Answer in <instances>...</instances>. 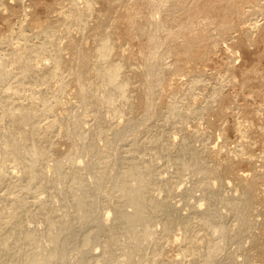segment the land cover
I'll return each mask as SVG.
<instances>
[{"label":"bare ground","instance_id":"6f19581e","mask_svg":"<svg viewBox=\"0 0 264 264\" xmlns=\"http://www.w3.org/2000/svg\"><path fill=\"white\" fill-rule=\"evenodd\" d=\"M12 1L21 4L23 19L0 35V264H253L257 248L246 247L250 251L245 250L241 261L223 252L232 242L238 251L248 235L255 247L261 244L258 254L264 259L261 236L252 233L257 223L255 178L243 173L237 182L242 194L228 195L224 190L231 185L225 176L232 173V160L211 155L215 151L206 142L207 133L185 127L210 111L224 113L225 81L199 93L201 75L190 74L182 84L164 79L171 69L164 50L179 37L182 45L176 47L183 46L186 61L200 62L209 45L222 44L220 37L234 28L229 30L230 22L220 17L225 20L216 22L214 37L184 22L170 30L162 14L177 11L182 20L194 11L206 19L220 0H193L190 5L187 0H118L129 6L119 13L121 18L107 29L108 15L98 13L96 30L91 21L97 0H57L47 7L46 24L33 20L37 30L29 29L34 22H28L24 5L40 0H0V12L10 10ZM105 1L114 7L113 0ZM222 1L225 8L219 9L227 16L239 15L237 20L247 17L246 3L254 11L264 10L260 0ZM139 4L149 10L141 17L147 26L138 23ZM214 17L208 25H214ZM258 19L247 28L258 27ZM115 37L122 42L115 43ZM139 37L147 45L138 57L141 62L135 63L127 47ZM85 39L94 46L86 48ZM181 61L177 66L184 65ZM235 127L243 141L229 151L243 159L252 146L245 140L249 130L239 123ZM169 128L173 133L167 137ZM148 154L152 157L147 160ZM161 155L172 157L174 177L156 171ZM185 173L191 174L193 188L188 179L189 186L184 180L183 187ZM175 195H181L176 197L182 205L173 201ZM167 251L174 254L165 257Z\"/></svg>","mask_w":264,"mask_h":264},{"label":"rangeland","instance_id":"374dc122","mask_svg":"<svg viewBox=\"0 0 264 264\" xmlns=\"http://www.w3.org/2000/svg\"><path fill=\"white\" fill-rule=\"evenodd\" d=\"M9 1H11V0H9ZM56 1L57 0H40L39 3L37 2L36 4H32L30 1H26L24 7L27 10V12L29 13V16L27 18L28 22L30 21L31 23H33L34 21H37L38 23L46 24L50 18L47 7L51 4H54ZM104 1L103 0H101V1L97 0L95 3V7L97 10L95 9L94 16L92 17L93 18L92 20L94 22L91 21L93 23L92 24L93 29H94V27L97 26L96 24H98V19L100 18L99 16L105 17L103 15H108V18H106L108 20L105 24V28L110 29L112 27L113 23L121 18V15H119V13L122 14V12L125 10L126 7H124V6L129 7L128 5H124V4H123L124 6H122V4H121L122 2H120L118 0H113L115 3L112 2V6L114 5V7H110V5L107 4L108 2L105 1L106 3H103ZM221 1L222 0L214 3V4H216L217 7L215 8V5H213L214 7L212 6V9H211L212 11H210V13L207 14V16H205L206 19L204 18V16H202V14L200 16V13L198 14V12H194V11H193V14H191L192 17L191 16H190V18L183 17L184 19H182V20L181 19L177 20L178 14H180V13H177V11L167 10L166 12H164L165 14L164 13L162 14V16H161L162 20L166 23L167 27L170 30H178L180 28V25L184 22L185 24L193 26L197 31L202 32V30H205V33L208 34V36L212 35V37H214L213 34L214 35L217 34V32H216L217 24L220 25L222 22H224L225 19H226L225 20L226 22H227V20H228V23L230 22L229 23L230 24L229 30L234 28V31L230 30L231 32L227 30L228 32L225 36L227 39L224 38V35L222 36V38L220 37V39H221L220 41L223 42L222 44L221 43L220 44L219 43L213 44V45L210 44L213 48L209 45V47H208L209 49H207L208 53H206V55H207L206 60H204L205 59L204 58L203 61H200V62L199 61L196 62L195 60L186 61V59L184 57L185 55H184V53H182L184 51L183 46H182V48H180L182 50L181 53H180L181 50L178 49L179 45L180 44L182 45V43H181L182 38L179 37L177 40L178 45L175 42V43H173V45H171L172 48L168 47L164 50V60L171 65V69L169 71L165 72L164 79H165V82L168 84L169 83H179L180 84L181 82L182 83L186 82L190 74L201 75L202 79L204 80L203 81L204 85L202 84V86L197 90L199 93H208L209 90L214 85H216L217 82H219L220 80L225 81V82H223V85L224 84L225 85L224 86L222 85V90H223L222 93L224 95L222 98H224V99H222L221 105H220V108L222 111H224V113L219 115L215 111L214 112L210 111V113L208 112L206 114V116L204 115L203 118H200L198 120H190L189 121L190 123L188 122L189 124H186L185 127L188 128V132H190L189 129L193 131L194 128L195 129L198 128V130H201V131L203 130L204 132H206L207 136L209 137V138L207 137L208 141H206V142L209 146H212L211 148H213L212 149L213 152L215 151L214 153H211V155L214 154L213 156H218V157L221 156L220 158L223 160H225L224 158H227L230 161L232 160L231 161L233 163L232 173H228L225 176L227 183L231 185V186L228 185L229 186L228 189L226 188L227 187L226 186L225 187L226 190H224V191H226V193L228 192V195L233 194L234 196H239L242 194V188L240 186H238L237 182H238L239 176L243 175V173L246 176L248 174L249 179L255 178L258 190H256L257 192L255 193L256 203L254 206L253 216H254V219L257 221V223H256V226L253 227L252 233H253V235L255 234L258 237L261 236V237H259V238L257 237V238H258V240L261 241V242L259 241L260 243L263 242V244H264V237H263L264 232L262 233L263 235L262 234L260 235L261 231L264 230L262 228V227H264L263 226L264 225V223H263L264 222V214L262 213V211L264 209V12H263L264 10H262V12H261V10H259L260 7H257V9L259 11H257V10L254 11L252 9V4L246 3V4H244V12H246L247 17L244 16V18L242 20L239 18V20H241V22H240L239 20H237L239 15L235 14L236 16H238V17H236L234 14H233V16H231L232 13H228L229 16H227V13L223 12L224 10H222V11L220 10V9L225 8V3L223 1L222 2ZM190 2H193V0H191V1L187 0L186 3H188V5H190ZM260 2L262 4H264V0H260ZM104 6L110 7L111 9L109 10V8H108L106 10L107 7L105 8ZM223 6H224V8H222ZM2 7L3 6H1V8ZM139 7L143 8V9L140 8V10L138 9L140 11V15H141L139 18L143 17L142 15H144V16L148 15L149 10L146 9L147 8L146 6L145 7L143 5L137 6L136 10ZM10 8H11L10 10H5V11L0 12V35L1 36H5L6 34H8L9 31L13 27L17 26L18 23L23 19L21 4H19L18 2L12 1V2H10ZM105 10L107 12L108 11H110V12L107 13ZM147 10H148V12H147ZM251 10H253L254 12ZM102 12L106 13V14H103ZM98 13L101 15H99ZM221 13L223 16L219 15ZM225 13H226V15L224 16ZM252 14L255 16H253ZM97 15H99L98 16L99 18L97 17ZM217 15H219V16H217ZM95 16H96V18H94ZM216 16H217V18H216ZM207 17H209L208 20H207ZM213 17H214V20H216V21H215V23H214V21H212V23H214V25L211 24L212 27L208 28L209 31H207L206 28L211 26L208 24L211 23V20H213ZM220 17H223L225 19L223 21H221L222 18L220 20L219 19ZM252 17H253L254 21L259 18L258 24H260L262 27L259 25L256 28L248 29L247 23L250 24L253 21ZM139 18H138V20H141V21H138V20L137 21H138V23L140 22L141 26H147L148 25L144 21V19H143L144 17L141 19H139ZM245 18H248L249 20L248 19L245 20ZM204 19L207 21L204 22ZM219 20H220V22H217ZM95 21H97L96 24H94ZM208 21H210V22L208 23ZM231 21L235 23L234 25L240 24V25H237L240 28H238V27L235 28V26L233 27L232 26L233 23ZM216 22H217V24H216ZM231 23H232V25H231ZM38 26L39 25L36 22H34L31 26L29 24V29L37 30ZM242 27H244L245 31L249 30L248 32L249 33L251 32V33L247 34L243 30ZM96 29H97V27L95 28V30ZM118 29L121 30V28H118ZM214 29H216V30H214ZM254 29H255V31H254ZM210 31H212L213 33L212 32L209 33ZM116 32H119V30L118 31L116 30ZM200 32H197V33H199V35H200ZM252 32H254V33H252ZM230 37H232V38L230 39ZM141 38H143V39H141ZM141 38L140 37L135 38L132 42H130L128 44V47H127V48H129L127 50V53H130L129 51H131V53H133V55L131 54V57L133 56L132 61L133 60H134L133 62L136 61L135 63H138V61H139V63L141 62V59H139V58H141L140 54L146 49V45H147L145 38L144 37H141ZM248 38H250V39H248ZM224 39L226 40V43H224L225 42ZM228 39H230V40H228ZM87 40L86 41L88 43L86 41L85 42L83 41V43H85V47L87 46L86 48L90 49L92 46H94L93 41L91 39H87ZM117 41H119V43L122 42V40L119 39L118 37L115 39V43H117ZM236 41H239L240 46H238L239 43ZM179 42H180V44H179ZM231 42L233 44H231ZM64 45H65V43H64ZM181 45H180V47H181ZM210 48H212V49H210ZM177 49L179 50V52L177 51ZM66 50H65V52L67 55V54H69V51L68 50L66 51ZM175 50H176V53H175ZM208 50H211V51L209 52ZM231 50H233L234 52ZM229 52H230V54H229ZM134 54L136 55V57L134 56ZM137 54H138V56H137ZM177 54H179V55H177ZM229 55H234V56H232L233 57L232 58ZM67 56L69 57V55H67ZM180 56L183 60V64H184L183 66H177V63H176L177 59L180 62H182ZM135 58L136 59L138 58V59L135 60ZM130 61H131V59H130ZM133 82L135 84V87L139 88L140 83H141L140 79L136 77L133 80ZM71 90H73V86H71ZM135 103L137 104V100ZM136 112L137 113L140 112V108L138 107V104L136 107ZM238 123L241 126L248 128L249 131H247V133H245V136H246L245 140L250 142L252 145V146H248L249 149L246 148V150L244 152L245 154L243 153L245 156L241 155V156L246 157L247 159L246 158L242 159V157L240 158L237 156L239 158V161H238L237 157L233 158V156H236V155H233V154H235V153H233L234 150L233 151L231 150V152L233 154L230 153V151H229L230 149L236 147L242 140L241 134L235 130L236 129L235 126ZM185 131L187 132L186 129H185ZM171 133H173V129H171V128H169L165 132L167 137L169 135H171ZM181 133L177 134L178 140H180L181 136L183 135V132H181ZM245 136L243 135V137H245ZM123 144H125V143H123ZM215 147H217L218 149L217 148L214 149ZM62 148L65 149L66 146L63 145ZM222 148H223L224 152L222 151ZM219 149H221L220 150L221 152H217V150L219 151ZM216 152L218 155H216ZM221 154H223V156ZM249 155H250V157H248ZM251 155L254 157V159L256 158L255 159L256 161L253 159V157H251ZM146 156L147 155H145L144 158L145 159L147 158V160L149 157L150 158L152 157L150 154H148V157H146ZM163 156H165V155H161V156L157 157V160L155 162L156 171L158 172L160 170V172H163L162 173L163 176L166 175V177L167 176L174 177L173 176L175 174L174 170H176V169L174 166H172V164H174L172 157L169 158L166 156L167 157V159H166V157H163ZM213 156H211L209 159L211 160V158ZM168 158L170 160H168ZM171 159H172V161H171ZM244 159H246L247 161ZM165 160H166L167 164H166V162H164ZM169 161H170V163H169ZM253 161H255V162H253ZM168 164H169V167L167 166ZM165 168H167V169H165ZM172 168H174V169H172ZM250 175H251V177H250ZM181 179L183 182L182 185L185 184V185H183L184 188H186L185 186L187 184H188L187 186H189V183H190V186H189L190 188H193L192 186H195V184H193V182H192L193 180H191L192 177H191L190 173H188V174L185 173V174L181 175ZM187 179L189 180V183L187 182L188 181ZM184 180L187 184L184 183ZM230 187H231V189H230ZM195 193H197V195L195 194L197 196V198H196V201H197V199H199L198 195H200V194L198 193V191H196ZM176 196L177 197L180 196V198H181V195H179V196L175 195V197ZM196 196H194V197H196ZM175 197H173V198H175ZM177 197L175 199H173V201L176 204L179 203L182 205V203H180L181 199L179 200V198H177ZM194 197H192V198H194ZM192 198H190L191 201L192 200L195 201V198L194 199H192ZM202 202L203 201H201V203ZM181 205H179V206H181ZM203 207H205V205ZM184 209L185 208H183V209L181 208V211L186 213L187 210L185 209V211H184ZM231 219H233V218L232 217L229 218V220H230V221L228 220L229 223H231L233 221ZM260 225L262 226L261 228L259 227ZM260 229H261V231H260ZM252 233H251V235H252ZM251 238H252V236H249V235L247 237H244L243 242L241 243V248H239V249H242V251H244V252H241V250H239V249L237 251V245L235 244V246H236L235 247L233 242L231 243L232 246H230V243H227V244H229V245L226 244V246H228L229 251L227 250V247L225 246L223 252L227 251L228 253H232V254H234V257L238 256L237 259L241 261L243 259L242 254L245 253V250L250 251L253 249L255 251V249L257 248L255 251L256 253L252 251V253H253V257H252L253 262L252 263L253 264H264V259L260 258L261 257L260 253L258 254V252H260L259 249H260L261 244H259L260 246L258 249V247H257L258 245L255 247V245H253ZM262 238H263V240H262ZM251 245H253V246H251ZM242 246L244 248H242ZM246 247H248L250 250L246 249ZM257 250H259V251H257ZM96 251H98V249H96ZM227 252H225V253L227 254ZM225 253H223L222 255H224ZM173 254L174 253L172 251H167L166 253H164L165 257H170ZM256 254H258L259 257H258V255L256 256ZM254 256H255V258H254ZM239 258H241V259H239Z\"/></svg>","mask_w":264,"mask_h":264}]
</instances>
